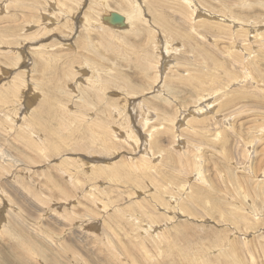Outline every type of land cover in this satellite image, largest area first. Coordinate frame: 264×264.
<instances>
[{
  "label": "rangeland",
  "instance_id": "1",
  "mask_svg": "<svg viewBox=\"0 0 264 264\" xmlns=\"http://www.w3.org/2000/svg\"><path fill=\"white\" fill-rule=\"evenodd\" d=\"M191 2L0 0V264H264V0Z\"/></svg>",
  "mask_w": 264,
  "mask_h": 264
},
{
  "label": "bare ground",
  "instance_id": "2",
  "mask_svg": "<svg viewBox=\"0 0 264 264\" xmlns=\"http://www.w3.org/2000/svg\"><path fill=\"white\" fill-rule=\"evenodd\" d=\"M131 1V6H132V8L133 9H128V10H124V13L123 12H121V13H116V12H113V11H111V12H109L106 16H101V15H99V18H100V21H99V23L101 22L102 23V25L103 26H109V27H113L114 29V31H121V32H123V33H130V32H134V34H135V32H138V27H136V29H135V25L136 26H138V22H142L143 21V19L141 18V16H142V9L144 8V4L148 1V0H130ZM181 1V0H180ZM182 2L184 3H181L182 5H184V6H186L187 7V9L190 11V16H191V19H192V21H194V20H196L197 19V21H196V23H203V22H207V23H204V24H211V26L210 27H212V26H214L215 27V25L216 26H222V27H229V26H231L232 27V29H236L235 31H233V33L235 32V34H237V33H240L244 28H242L241 27V25H239V23H238V21H235L234 19H235V17L233 16V14H227V15H232L233 17V19L230 17V18H228V16H227V18H223V17H226V15L225 16H217V15H215L214 13H212L211 12V14H212V16L208 13V11H206L205 9H203L202 8V6L200 5V4H197V3H193L192 4V2H191V0H182ZM55 3V2H54ZM106 6V5H105ZM129 6H130V4H129ZM108 7V6H107ZM244 7V6H243ZM247 7V6H246ZM250 7V6H249ZM252 7V6H251ZM87 9V8H86ZM90 10V9H89ZM51 13V12H50ZM57 14V13H56ZM87 14V13H86ZM98 14V13H97ZM143 17V16H142ZM196 18V19H195ZM50 20H53V19H50ZM92 20H94V19H91V21ZM147 21V20H146ZM52 23L53 22H56V21H51ZM82 22V21H81ZM85 22H87V19H85ZM95 22V21H94ZM115 22H117V23H115ZM48 23V22H47ZM146 23V22H145ZM144 23V24H145ZM54 24H56V23H54ZM147 24V23H146ZM149 24V23H148ZM235 24V25H234ZM201 25V24H200ZM55 26V25H54ZM84 26V25H83ZM90 28H94V29H96V28H98L100 25L98 24V23H93V21L92 22H90ZM129 26L131 27L132 26V28H134L132 31H131V28H130V30H129V32H127V30L129 29ZM149 26V25H148ZM101 27V26H100ZM224 27V28H225ZM230 27V28H231ZM86 27L84 26L83 27V29H85ZM105 28V27H104ZM218 28H220V27H218ZM112 29V28H111ZM223 29V28H222ZM231 29V30H232ZM249 29H251V28H249ZM86 30H89V28H87ZM239 30H241V31H239ZM254 30V29H253ZM257 30V29H256ZM73 31V30H72ZM92 31V30H91ZM251 31H252V29H251ZM255 31V30H254ZM231 33V32H230ZM90 34V33H89ZM251 38H252V36H251ZM164 46H165V48L167 49V52L165 53L166 55H167V57H170L171 56V54H172V52L173 51H177V48L175 49V50H172V52H171V50H169V47L171 46V45H169V42L168 41H164ZM170 44H171V42H170ZM22 47V46H21ZM19 49V48H18ZM44 56H46V55H44ZM165 56V55H164ZM21 57V56H20ZM47 57V56H46ZM55 58V57H54ZM171 58V57H170ZM167 60V59H166ZM170 60V59H169ZM171 61V60H170ZM26 67V66H25ZM174 64L172 63V64H166V63H163V64H160V63H158L157 64V66H156V68L158 69V71H159V75L156 77V79H155V82L157 83L159 80H160V78L162 79V77H163V79H164V82H165V79L166 78H164L166 75H167V70L168 71H171V70H173L174 69ZM85 68V67H84ZM86 69V68H85ZM157 69H156V71H157ZM162 70H164V71H162ZM26 71V70H25ZM179 71V70H178ZM161 72H163L164 74H162ZM189 74V73H188ZM191 74V73H190ZM190 74L188 75V77L190 76ZM183 75V74H182ZM191 75H193V74H191ZM203 76V75H202ZM96 77H98V76H96ZM182 77V76H181ZM198 77V76H197ZM197 77H195V79L197 78ZM205 78V77H204ZM202 79V78H201ZM16 80V79H15ZM21 81V80H20ZM198 81L201 83V81L202 80H200V79H198ZM192 82H194V81H192ZM194 83H196V81L194 82ZM198 83V82H197ZM155 84V83H154ZM99 87V86H98ZM15 88H17V87H15ZM102 89V88H101ZM160 89V88H159ZM3 90V89H2ZM18 90V89H17ZM104 90V88L102 89V91ZM107 90V89H106ZM1 92V91H0ZM22 93V92H21ZM206 93H208V92H206ZM206 93H203V95H201V96H199V102H201V101H203L205 104L204 105H206V110H204V109H196V110H194L193 112H186V113H184V115H183V117H182V119H180V124H182L183 126H184V128H185V126L188 128L189 126H190V124H191V122H192V120L194 119L191 115H193L194 113H196L195 115L196 116H200L201 118L205 115V114H207L208 112L210 113V112H212L211 111V105L208 103V101H207V97H206ZM3 94V93H2ZM24 94V93H23ZM36 94V93H35ZM34 94V95H35ZM37 95V94H36ZM24 96V95H23ZM25 97V96H24ZM26 101V100H25ZM2 102V101H1ZM27 104V103H26ZM200 105H201V103H200ZM28 108V107H27ZM203 108V107H202ZM30 109V108H29ZM203 111H205V112H203ZM10 116V115H9ZM206 116V115H205ZM150 117H152V116H150ZM12 118V117H11ZM151 119V118H150ZM195 120H198L197 118H195ZM194 120V121H195ZM150 121V120H149ZM174 123H176V122H174ZM173 123V124H174ZM191 128V126L189 127V129ZM115 130V129H114ZM118 131V130H117ZM119 134V133H118ZM95 135V134H94ZM120 135V134H119ZM149 135V134H148ZM153 139V136L152 135H149V136H147L146 135V144H147V146H146V150L145 151H142V158H143V160L145 161V163H148L149 161H154L155 159H156V156H153L152 154H151V152H150V149H149V145H150V143L149 142H151V140ZM181 139V138H180ZM130 145L134 148V143H130ZM137 147V146H136ZM155 162V161H154ZM153 162V163H154ZM151 163V162H150ZM150 168V167H149ZM120 170V169H119ZM145 170H148L147 168L145 169ZM111 174V173H110ZM115 175V174H114ZM112 176V175H111ZM202 178V177H201ZM110 179H113V177H111ZM194 181V180H193ZM116 183V182H115ZM205 183V182H204ZM157 188V187H156ZM191 191V190H190ZM139 192V191H138ZM138 192H135V193H138ZM134 193V194H135ZM141 194V193H140ZM194 195V194H193ZM171 197V196H170ZM146 198V197H145ZM158 198V197H157ZM173 198V197H172ZM134 199V198H133ZM141 199V198H140ZM174 199V198H173ZM172 199V200H173ZM174 200H176V199H174ZM177 201V200H176ZM179 201V200H178ZM139 203V202H138ZM172 203V202H171ZM152 204V203H151ZM150 204V205H151ZM173 204V203H172ZM174 205H175V202H174ZM174 207V206H173ZM138 217V216H137Z\"/></svg>",
  "mask_w": 264,
  "mask_h": 264
}]
</instances>
